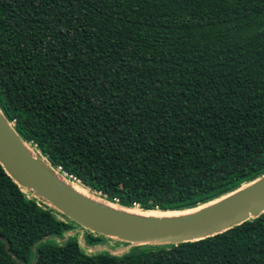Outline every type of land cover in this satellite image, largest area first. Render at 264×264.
Returning <instances> with one entry per match:
<instances>
[{"label":"trees","instance_id":"16d2710c","mask_svg":"<svg viewBox=\"0 0 264 264\" xmlns=\"http://www.w3.org/2000/svg\"><path fill=\"white\" fill-rule=\"evenodd\" d=\"M0 110L108 201H213L264 175V0H0ZM77 228L0 166V264H264V213L120 255Z\"/></svg>","mask_w":264,"mask_h":264},{"label":"water","instance_id":"95a60500","mask_svg":"<svg viewBox=\"0 0 264 264\" xmlns=\"http://www.w3.org/2000/svg\"><path fill=\"white\" fill-rule=\"evenodd\" d=\"M0 166L28 197L76 224L82 233L81 246L90 253L120 255L131 247L195 242L264 213V175L213 201L180 211L142 210L139 206L124 207L108 201L52 168L22 140L1 110ZM70 184L85 190L92 199L77 193ZM130 210L152 215H135ZM158 213L171 215L157 216ZM86 231L118 244L114 248L87 245L83 235ZM75 233L77 229L59 240Z\"/></svg>","mask_w":264,"mask_h":264},{"label":"bare ground","instance_id":"6f19581e","mask_svg":"<svg viewBox=\"0 0 264 264\" xmlns=\"http://www.w3.org/2000/svg\"><path fill=\"white\" fill-rule=\"evenodd\" d=\"M32 146V145H31ZM71 185V184H70ZM71 187L76 190L77 193L81 194V195H84L85 197H89L92 199V196H90L85 190H83L82 188L78 187L76 184L75 185H71ZM94 199V198H93ZM130 212L131 214H135V215H141V216H149V215H152V214H147V213H140L138 211H134V210H130L128 211ZM162 215H171V214H157V216H162Z\"/></svg>","mask_w":264,"mask_h":264},{"label":"rangeland","instance_id":"374dc122","mask_svg":"<svg viewBox=\"0 0 264 264\" xmlns=\"http://www.w3.org/2000/svg\"><path fill=\"white\" fill-rule=\"evenodd\" d=\"M77 230H78V235H79V241L81 242V237H82V233L80 232V230L81 229H78L77 228ZM85 233L86 232H84V234L83 235H85ZM104 239V242L102 243V245L101 246H107V247H112V248H114V246H116L118 243L117 242H113V243H111V242H109V240L108 239H106V238H103Z\"/></svg>","mask_w":264,"mask_h":264},{"label":"built area","instance_id":"2783aa9c","mask_svg":"<svg viewBox=\"0 0 264 264\" xmlns=\"http://www.w3.org/2000/svg\"><path fill=\"white\" fill-rule=\"evenodd\" d=\"M64 174H65V173H64ZM69 177H71V176H69ZM72 180H74V178H72ZM74 181H75V180H74ZM76 182H77V180H76ZM134 206H137V207H138L139 205L135 204ZM139 207H140V206H139Z\"/></svg>","mask_w":264,"mask_h":264}]
</instances>
